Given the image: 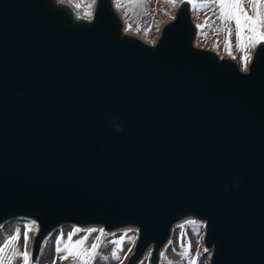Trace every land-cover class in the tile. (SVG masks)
I'll list each match as a JSON object with an SVG mask.
<instances>
[{
    "label": "water",
    "instance_id": "95a60500",
    "mask_svg": "<svg viewBox=\"0 0 264 264\" xmlns=\"http://www.w3.org/2000/svg\"><path fill=\"white\" fill-rule=\"evenodd\" d=\"M181 12L154 49L109 0L72 29L46 0H0V223L138 224L126 264L206 220L210 264H264V48L248 73L194 49Z\"/></svg>",
    "mask_w": 264,
    "mask_h": 264
},
{
    "label": "rangeland",
    "instance_id": "374dc122",
    "mask_svg": "<svg viewBox=\"0 0 264 264\" xmlns=\"http://www.w3.org/2000/svg\"><path fill=\"white\" fill-rule=\"evenodd\" d=\"M80 1L83 5L91 8L95 0ZM203 2L204 0H194V4L196 5L194 8L193 4H181L180 0H175L174 3L171 2V0H115V10L113 11H116L122 16L124 28L126 27L125 29L128 32L127 38L136 39L142 44H144V42L153 43L156 41L166 23L171 20L173 16L176 17L180 11L185 12L189 19L192 20L194 28L192 41L195 42L194 45L197 48L220 57L221 61L234 63L241 73H248L257 48L253 45L252 47L246 48L244 51L238 49L236 47L234 23H222L217 16L214 15L213 7H199ZM180 6L181 8L178 12L177 9ZM206 19L207 23L205 27L202 30H198L195 26L197 24H205ZM229 28L232 29L231 37L228 35ZM198 32L199 34H197ZM229 39L231 41V54H229L226 48V42H228ZM245 54L251 57V61L249 68L247 70H242L241 61L238 57ZM233 56L237 57V59H233ZM13 221H18L20 224L29 222V220L25 219ZM192 222L194 221H186L173 227L174 229L169 238V242L171 241V243L168 242L167 247L161 251L164 255L161 256L160 253L158 264H192L193 260H195V264H210L214 249L212 246H206L204 241L206 222L205 225H196L192 224ZM106 230L107 229H104L105 232ZM126 232L128 237L132 239V236L137 231L124 230L112 233L110 237L117 238ZM130 241L131 240L127 238L125 239L122 244L123 251H125ZM205 249H207V252H205ZM197 253L200 255L197 256ZM143 257L144 259H148L149 254L145 253Z\"/></svg>",
    "mask_w": 264,
    "mask_h": 264
},
{
    "label": "snow or ice",
    "instance_id": "6c2138e0",
    "mask_svg": "<svg viewBox=\"0 0 264 264\" xmlns=\"http://www.w3.org/2000/svg\"><path fill=\"white\" fill-rule=\"evenodd\" d=\"M59 2H63V0H59ZM171 2L174 3L175 0H171ZM180 3L193 4V7H196L194 0H180ZM75 7L79 8L80 5L76 4ZM199 7H213L214 15H216L222 23H234L236 47L241 51H244L246 48L252 47L253 45L257 49L264 48V0H204ZM177 11L179 12L180 9L178 8ZM175 18L176 17L173 16V19ZM206 23L207 19L205 24H197L195 27L198 30H202ZM197 34H199V32ZM228 35L229 37L232 35L231 28L228 29ZM226 48L229 51V54H231L230 39L226 42ZM233 59H237V57L233 56ZM238 59L241 61L242 70H247L249 68L251 57L245 54L238 57ZM29 231L30 228L26 226L25 231L23 232V250L20 249V229H17L14 235L9 236L2 244H0V264H13L14 259L18 264H38L39 254L36 259L33 260L32 254L28 251ZM79 231L81 230L74 228L72 232L68 233L66 240L64 234L61 232L55 239V252L57 254H60L61 252L64 253L60 256L61 260L71 257L73 261H79V264H90L91 261L96 259L97 250L100 247L98 241H100L104 235V229H99L100 235L95 237V240L90 246H86L88 236L93 232H96L97 229H88L84 236L73 240V236ZM126 238L131 240V238L128 237L127 232L121 235L118 240L112 242L116 245L111 253L112 259L121 260L119 252L123 251L121 245ZM62 241L63 247H61ZM169 243H171V241ZM165 247H167V245ZM42 248L43 244L41 245V251ZM127 252L133 253V249L128 248ZM205 252H207V249H205ZM150 255L151 253H149V256ZM163 255L164 253L162 252L161 256ZM199 255L200 254L197 253V256ZM103 259H107V257H104ZM124 259H130V257L126 254ZM53 264H55V261ZM121 264H123L122 260ZM141 264H143V262H141ZM192 264H195V260H193Z\"/></svg>",
    "mask_w": 264,
    "mask_h": 264
},
{
    "label": "crops",
    "instance_id": "0c3cea01",
    "mask_svg": "<svg viewBox=\"0 0 264 264\" xmlns=\"http://www.w3.org/2000/svg\"><path fill=\"white\" fill-rule=\"evenodd\" d=\"M13 220H21V219H12L2 227H0V244L3 243L5 239H7L9 236L14 235L17 229H20V249L23 250V232L25 231L26 226L30 228V231L28 232L29 235V244H28V251L32 254V249H33V241L35 234L38 229V224L35 225L33 222H23L20 224L18 221L14 222ZM80 229L75 236H73V240L79 239L81 236H84L86 234V231L88 229H97L96 232H93L90 236H88V240L86 241V246H90V244L95 240V237L97 235H100L99 233V228H94V227H88V228H79L75 227L74 225L71 224H66L62 225L50 233H48L42 240L40 244V248L38 251L39 254V260L38 264H53L55 261V264H79V261H73L71 257L65 260H61L60 256L63 255L64 253L61 252L60 254H57L55 252V239L60 233L62 232L64 234L65 240L67 239L68 233L72 232L73 229ZM115 233V232H114ZM112 234V233H111ZM111 234H108L107 232L104 231V235L102 236L101 240L98 241L100 244L99 249L97 250V256L96 259L91 261L90 264H121V260L123 264H126L127 259H124L125 255L127 254L130 256L132 253H128L127 250L128 248H132L134 251L135 244L138 238V233L136 232L133 236L131 241L129 242V245L125 248V251L119 252V255L121 256V260H115L112 259L111 253L113 249L116 247L113 241H116L119 239V237L114 238L110 237ZM47 238V239H45ZM43 244V248L41 251V245ZM123 244V243H122ZM61 247H63V241L61 243ZM122 247V245H121ZM162 247L159 250V257ZM119 251V250H118ZM37 254V255H38ZM144 256V255H143ZM141 257L135 264H151L149 258L144 259V257ZM37 257V256H36ZM104 257H107V259H103ZM36 258H33L35 260ZM13 264H18V262L14 259Z\"/></svg>",
    "mask_w": 264,
    "mask_h": 264
},
{
    "label": "bare ground",
    "instance_id": "6f19581e",
    "mask_svg": "<svg viewBox=\"0 0 264 264\" xmlns=\"http://www.w3.org/2000/svg\"><path fill=\"white\" fill-rule=\"evenodd\" d=\"M109 3H110L111 10L112 11L115 10L114 9L115 8V0H109ZM76 4H79L80 7L76 8L75 7ZM46 5L51 10H56V11L61 12L65 17L66 22L70 25V28L75 29V28H78L80 26L90 27L93 24L97 0L94 1V5L91 8H88L86 5H83V3L80 0H63V2H59V0H46ZM180 8H181V6L179 7V9ZM113 13L115 14L116 18L118 19V21L120 23V37H124V38L127 37L128 32L125 29L126 27L124 28V20L122 19V16L120 14H118L116 11L115 12L113 11ZM173 20H174L173 18L171 20H169L166 23V25L169 24L170 22H172ZM190 22L192 23L191 19H190ZM160 37H161V34L159 35L157 40L154 41L153 43L144 42V45H146L147 47H149L151 49H154L156 47ZM194 43L195 42L192 41V47L194 49L201 50L200 48H197L194 45ZM216 57H217L218 61H221L220 57H218V56H216ZM15 219H25V220L33 221L35 223V225L37 224V221L34 218H30V217L29 218L18 217ZM11 220H6L4 222H1L0 227L4 224L8 223ZM186 221H194V223H192V224H196V225H202V224L205 225V222H206V220L204 218L196 216L192 213L183 214L179 219H177L171 223L169 236L162 246V249H161L162 251L165 249V246L169 242V238H170L172 231L174 229L173 227H175L176 225H180ZM62 225H66V224H61V225L57 226L56 228H58ZM71 225H74L75 227H79V228H88V227H94L95 228L96 227L99 229H105L103 224H97V223H89V224H85V225H79V224H74V223L72 224L71 223ZM124 230H134V231L138 232V224L129 223V224H126L123 226H118V227H115L112 229H107L106 232L108 234H111L114 232H120V231H124ZM212 248H213V246H212ZM151 249H152V244H150L147 247L146 253L149 254L151 252Z\"/></svg>",
    "mask_w": 264,
    "mask_h": 264
}]
</instances>
